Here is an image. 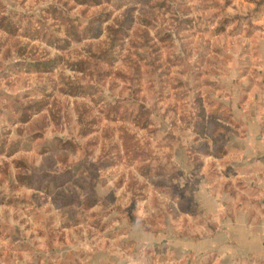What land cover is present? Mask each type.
<instances>
[{"label":"rangeland","instance_id":"obj_1","mask_svg":"<svg viewBox=\"0 0 264 264\" xmlns=\"http://www.w3.org/2000/svg\"><path fill=\"white\" fill-rule=\"evenodd\" d=\"M257 110L264 0H0V264H229Z\"/></svg>","mask_w":264,"mask_h":264},{"label":"crops","instance_id":"obj_2","mask_svg":"<svg viewBox=\"0 0 264 264\" xmlns=\"http://www.w3.org/2000/svg\"><path fill=\"white\" fill-rule=\"evenodd\" d=\"M256 116L245 121V142L231 147L229 224L219 222L214 233L189 238L197 242L205 238L219 255L216 262L264 264V110H257ZM220 205L219 213L226 207L222 201Z\"/></svg>","mask_w":264,"mask_h":264}]
</instances>
